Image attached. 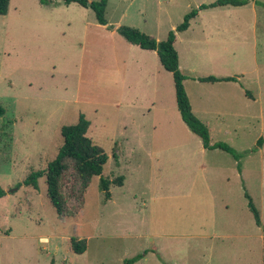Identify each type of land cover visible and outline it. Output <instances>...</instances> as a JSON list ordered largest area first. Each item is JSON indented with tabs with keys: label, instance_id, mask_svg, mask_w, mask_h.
I'll return each instance as SVG.
<instances>
[{
	"label": "rangeland",
	"instance_id": "374dc122",
	"mask_svg": "<svg viewBox=\"0 0 264 264\" xmlns=\"http://www.w3.org/2000/svg\"><path fill=\"white\" fill-rule=\"evenodd\" d=\"M197 1L108 0L103 25L75 2L10 0L0 15V185L7 191L0 197V264H127L146 249L135 264L264 263V140L257 145L264 137V0L257 13L233 11L237 42L228 51L218 42L223 35L207 41L196 24L175 43L195 114L212 142L244 153L242 171L221 149L207 153L221 169L196 166L202 140L182 120L173 74L156 52L114 30L129 25L164 40ZM211 20L208 13L204 27ZM221 74L236 77L234 87L193 79ZM201 90L209 109L199 104ZM81 113L91 122L88 136L108 155L103 176L124 181L111 184L105 199L96 175L81 198L80 181L65 174L67 206L58 215L46 174L37 188L23 180L47 168L63 143L62 125ZM72 239H86V251L75 252Z\"/></svg>",
	"mask_w": 264,
	"mask_h": 264
},
{
	"label": "trees",
	"instance_id": "16d2710c",
	"mask_svg": "<svg viewBox=\"0 0 264 264\" xmlns=\"http://www.w3.org/2000/svg\"><path fill=\"white\" fill-rule=\"evenodd\" d=\"M42 4H50L57 0H38ZM65 4L78 3L86 8H91L96 15L98 23L107 25L106 9L108 0H62ZM249 0H215L211 3H202L198 7L193 8L184 15L183 21L173 30H170L166 39L158 40L152 35L140 30L137 27L129 25H119L117 32L120 33L128 42L138 45L142 49L157 51L160 62L163 67L173 74L175 82V92L178 110L181 114L182 120L186 123L189 129L195 133L207 149H221L230 153L236 160H240L244 153L237 151L231 145L224 141L211 142L210 129L193 111L192 103L185 87V80L188 78L180 69L179 53L176 49L175 43L177 34L187 30L190 26L191 20L196 17L203 9L233 5H245ZM257 3H261L257 1ZM10 0H0V15H6L9 11ZM262 4V3H261ZM201 82H216V81H230L237 80L234 76H216L207 75L193 77ZM0 107V112L3 113ZM90 120L85 114L81 113L77 122L72 124H65L61 127V134L63 143L58 151L57 156L49 162L46 169L32 170L23 180L25 185L38 187L39 178L46 174L47 191L49 199L56 209L58 215L63 214L67 199L62 192V179L67 173L74 174V177L80 181L81 190L79 196L84 198L85 192L91 182L92 177L100 176V187L105 191V199L111 197V184L122 185L124 176H118L115 179H110L103 176V170L108 160V155L104 148L88 136L90 127ZM264 140L260 136L257 140V145H260ZM7 191L0 185V197L4 196ZM245 197L248 200V206L251 209L256 223L261 226L262 219L258 207L255 205L252 196L245 192ZM72 249L81 254L87 249L86 239H72ZM149 249L143 253H137L132 258L126 259L127 264H133L143 258ZM264 264V263H263Z\"/></svg>",
	"mask_w": 264,
	"mask_h": 264
},
{
	"label": "crops",
	"instance_id": "0c3cea01",
	"mask_svg": "<svg viewBox=\"0 0 264 264\" xmlns=\"http://www.w3.org/2000/svg\"><path fill=\"white\" fill-rule=\"evenodd\" d=\"M215 0H209L207 2H204V1H197L195 4V7H198L199 5H201L202 3H211ZM257 1L259 0H249V2L245 5H241V6H233V5H223V6H217V7H211V8H207V9H203L199 12V14L194 17L192 20H191V23H190V26L188 29H191L193 27L194 24L197 25V27L199 28V31L197 33V36H199V34H202L204 33L205 31L207 32L204 33V37L205 39L208 41V39L210 37H213V38H216V36H214V32H216V34H219V35H223V36H220L218 42L220 44H223L225 47H224V51H228V48L227 46L228 45H232L234 43L237 42V26H238V23L236 22L237 21V16H235V14H233V11H237L238 9H242V8H245V7H250L255 13H257L258 11V4H257ZM192 3H188L187 4V7L190 8L192 7ZM264 7V6H263ZM189 12V11H188ZM208 13H212V20L210 21L208 27H204V19L207 17ZM263 16H264V11L262 12ZM109 22V21H108ZM264 22V18H263V21L262 23ZM203 23V24H202ZM108 25V24H107ZM117 27L118 25L114 28V30L117 31ZM263 28H264V24H263ZM187 29V30H188ZM229 29V33H227L226 30ZM185 30V31H187ZM212 30V31H210ZM232 30V32H231ZM208 36V37H206ZM228 37V39H227ZM197 39V38H196ZM148 50V49H146ZM154 51V50H153ZM157 53V51H154ZM158 55V54H157ZM215 57L214 56H207L205 60L209 59V60H212L214 59ZM219 76H232L230 74H224V75H219ZM193 77H199V76H193ZM194 79V78H193ZM238 79H240V77H238ZM196 81H199L197 79H195ZM197 83V82H196ZM202 83L208 85V84H213V85H218V86H225V87H232L233 86V83H237V80H230V81H216V82H201L199 81V84L200 85H203ZM208 87V86H205V88ZM234 87V86H233ZM207 90V89H206ZM206 90H201L199 92V95H198V98L201 102H199V104L201 103L203 107H205L206 109L208 108L207 106L210 105V98H206L205 97V94H206ZM211 92V91H210ZM189 95V94H188ZM245 97H249L248 94L245 93ZM190 100H191V97H190ZM191 103H192V100H191ZM192 107H193V111L195 110L194 109V105L192 103ZM210 108V107H209ZM208 108V109H209ZM212 113H217L219 116H221V114H226L225 112H214V111H211ZM212 142V141H211ZM214 150H218L217 149H207L204 147L203 143H202V146H201V150H200V153H202V158L197 160V164L196 166L198 168H203V169H207L209 168L210 166H212L211 164H214L216 165L215 163H212L208 160L207 158V153H210ZM228 153V152H227ZM230 154V153H229ZM235 159V158H234ZM242 159V158H241ZM241 159L240 160H234V164L235 166H237L239 168L240 171H242V164H241ZM220 164V163H219ZM217 168L221 169L222 165H216ZM237 167H235L237 169ZM242 174V173H241ZM229 179H227L228 181ZM153 235H157V236H169V235H179V234H169V233H153ZM141 260V259H140ZM138 260V261H140ZM137 261V262H138ZM136 263V262H135ZM133 263V264H135Z\"/></svg>",
	"mask_w": 264,
	"mask_h": 264
}]
</instances>
